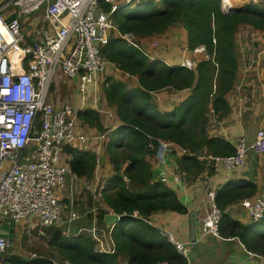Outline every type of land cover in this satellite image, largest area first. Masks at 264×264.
Returning <instances> with one entry per match:
<instances>
[{"label": "trees", "instance_id": "1", "mask_svg": "<svg viewBox=\"0 0 264 264\" xmlns=\"http://www.w3.org/2000/svg\"><path fill=\"white\" fill-rule=\"evenodd\" d=\"M130 6V5H128ZM109 8L108 5H106ZM237 10L224 12L221 0H146L135 7L122 6L113 13L116 29L139 37L161 36L169 27L181 24L187 33V46H203L207 59L193 64L169 66L151 59L139 48L114 37L111 31L102 49L105 58L138 79V86H128L119 80H108L102 86L110 103L116 106L119 125L104 139V153L112 172L102 173L104 182L97 218L105 225L108 211L122 214L119 230L106 227L108 241L114 251H100L96 242L84 231L70 233L64 225L44 228V241L59 256L60 261L74 264H152L167 260L169 264H187V259L152 226L150 219L157 211L185 212L175 192L165 183L152 178L148 157L159 151L161 141L184 149L180 162L187 173L205 171V163L190 156L211 154L225 156L234 153L233 144L209 137L208 116L225 117L230 112L227 94L233 89L239 60L236 53V33L240 25L264 31V2H247ZM160 38V37H159ZM16 56V55H15ZM109 79V77H108ZM105 79L104 83L106 82ZM163 88L188 89L189 94L172 109L161 111L152 93ZM77 117L98 131L106 129L99 112L92 109L78 112ZM71 155L70 171L78 177L92 179L97 155L94 152L65 147ZM206 160V159H201ZM187 165H191L189 168ZM104 168V166H103ZM188 168V170H187ZM212 171V168L210 169ZM232 189L216 191L219 208L253 195L256 188L250 181H236ZM247 184V187H239ZM244 188H248L244 191ZM248 193V194H247ZM221 197L224 198L222 203ZM98 205V203H96ZM137 211L141 217L130 215ZM125 213V214H124ZM223 213L221 220L225 219ZM91 219V214L89 220ZM36 231V230H35ZM76 234H73V233ZM225 236H237L247 250L264 255V216L242 225L228 220L221 230ZM220 233V231H219ZM43 255L44 254H39ZM54 258L52 255H47Z\"/></svg>", "mask_w": 264, "mask_h": 264}, {"label": "built area", "instance_id": "2", "mask_svg": "<svg viewBox=\"0 0 264 264\" xmlns=\"http://www.w3.org/2000/svg\"><path fill=\"white\" fill-rule=\"evenodd\" d=\"M141 1L146 0H0V225L14 222L15 237L16 225L24 219L30 223L22 228L21 233L30 236L33 227L37 228L38 235H44L43 227L64 225L81 217L75 209H71L66 218L61 216L56 191L63 187L65 176L70 172L69 164L63 158L64 148L75 140H79L83 148L87 147L85 142L88 137L77 134V112L72 106L66 103L55 106L50 101L51 82L57 70L74 79L80 106H85L88 85L99 88L108 76V66L114 65L102 54L111 31L117 30L113 13L122 6L135 7ZM43 3L48 27L41 31L32 45L24 43L21 19ZM230 6L231 3L221 0L224 11ZM11 16L14 18L7 22ZM117 36L146 54L139 36L118 30ZM20 41L22 46H19ZM158 43L157 39L152 41L153 46ZM13 47L19 49L17 57L11 53ZM183 65L192 68L193 62L186 60ZM99 138L103 139L104 134ZM171 144L166 141L160 143L163 155L159 159L162 163L166 162L164 154ZM233 147L231 155L198 158L214 164L222 163L230 170H241L249 150L264 155V127L256 130L250 144L239 137L233 142ZM179 179L178 174L172 177L173 181ZM103 189L104 183L98 182L89 187L98 205L89 210L90 225L79 228L77 232L84 231L99 243L98 250L113 252L106 228L99 225L97 218L100 207L104 206L101 202ZM210 196L209 211L201 220L202 230L219 236L221 217L234 205L221 209L214 200L213 191ZM238 204L245 209L250 221L264 216V193L244 198ZM117 214L119 218L122 215ZM130 215L141 217L137 211ZM152 226L174 246L178 254L187 259L188 247L182 241L168 229ZM12 242L9 237L0 236V264H11L7 254ZM27 256L39 255L33 253ZM53 264L74 263L53 259ZM152 264L169 262L157 260Z\"/></svg>", "mask_w": 264, "mask_h": 264}, {"label": "crops", "instance_id": "3", "mask_svg": "<svg viewBox=\"0 0 264 264\" xmlns=\"http://www.w3.org/2000/svg\"><path fill=\"white\" fill-rule=\"evenodd\" d=\"M249 1L251 0H230V3L235 7L241 6ZM262 1L264 2V0H259V2ZM39 9L40 7L30 11L21 19L22 25L29 19L26 31L31 33L32 37L30 39H33L31 42L24 43L32 45L34 40L40 37L41 31L48 27L43 13L41 17L36 16ZM241 34H250L252 37H240L239 35ZM113 36L118 37L117 30L114 31ZM159 37H139L141 47L151 59L161 60L169 66L183 65L185 60L196 64L201 60L207 59V54L203 46H198L194 49H190L187 46V33L181 24L169 27ZM154 39L159 41L156 46L152 45ZM236 44L239 66L234 87L226 96L230 112L225 117L220 118L215 114H209L207 133L209 137L220 138L231 144L237 138L242 137L247 144H250L255 136L256 130L264 127V31L258 32L248 25L242 24L236 33ZM107 73L106 82L99 88L88 85L87 98L85 106L83 107L80 106V96L75 87L76 81L67 78L60 70L54 73L51 86L54 84L59 92L62 90L65 94V96L61 95L63 97L62 103L72 106L77 114L86 109L98 111L99 119L103 126L106 127V129L104 128L100 132L96 128L88 126L77 117L76 132L77 134H85L88 137L85 142L87 147L83 148L79 140H75L66 147L94 152L97 155L99 163L96 162L92 179L78 177L71 171L66 174L64 180L66 187L64 188L63 185L62 188H58L56 191L60 207H63L60 199V196L63 197V192L65 196L62 200L71 203V196L73 199L76 197L80 198V196L85 194V188H89L97 182L104 183L99 179L97 174H101V171L105 172V170L112 172L111 165L106 160L104 153V139L108 136L107 131L116 128L120 121L115 112V104L107 100L102 86H107L108 80L110 79L119 80L128 86H138L139 83L136 76L119 69L115 63L114 65L108 66ZM188 94V89L175 90L171 88H163L152 93L153 100L161 111L172 109ZM50 101L55 106L59 105L58 102L55 103L53 101L52 95ZM101 134H104L103 139L99 138ZM183 151L184 149L179 148L176 144L173 146L170 145L166 150V154H164L166 158L165 163H162L159 159L163 155L160 148L156 154L148 157V161L152 165V178L162 181L172 189L185 208V212L183 213L173 210L157 211L151 217L150 222L156 226L168 229L178 240L182 241L188 247L187 264H251L245 263V260L254 253L246 249L239 237L225 236L221 230L227 227L228 220L231 223L234 222L242 225L250 222L246 217L245 209L238 203L244 198H252L264 193V155H259L249 150V153L247 152L245 155L244 167L241 170H230L222 163L214 164L208 160L197 158L198 156L207 155L205 153L195 155L187 150L188 155L195 156L197 160L199 159V161L204 162V165H206L205 171L195 175L192 172L186 174L183 169L180 162L181 152ZM63 158L66 162H69L71 159V155L65 152V149ZM190 166L187 165L188 168ZM211 168L212 171H210ZM174 174H178L180 179L173 181L172 177ZM240 180L250 181L254 184V188L256 189L253 195L243 197L228 204L234 206H231L226 212L225 219L220 221L219 236L204 233L202 231L201 220L210 208V192H214V200L217 203L216 191L219 188L220 190L232 189L236 186L234 183ZM168 181L169 183H167ZM241 186L247 187L249 185L239 184V187ZM243 190L247 191L248 188H244ZM221 201L223 203V197H221ZM190 215L192 216L190 217ZM62 216L66 218L63 212ZM75 222L76 220L70 223L65 222L68 232L71 230V224ZM200 225L201 228L199 227ZM100 226L104 228L108 227L106 225ZM96 247L100 249V244L96 243Z\"/></svg>", "mask_w": 264, "mask_h": 264}, {"label": "rangeland", "instance_id": "4", "mask_svg": "<svg viewBox=\"0 0 264 264\" xmlns=\"http://www.w3.org/2000/svg\"><path fill=\"white\" fill-rule=\"evenodd\" d=\"M43 9H44V3L40 5V9H39V11H37V14H36L37 17H41V15L43 13ZM127 9H130V6H126L124 11L122 10L121 12H125ZM28 24H29V19L26 20L21 27V31H22V34L24 36L23 37L24 42H31L33 40V39H30L32 37L31 33L26 31L27 30L26 27L28 26ZM238 34H237V38H238ZM239 36L240 37H242V36L243 37L244 36L252 37V35H250V34L249 35L241 34ZM19 46H22L21 41L19 42ZM186 51H187V49H186ZM12 54L14 56L16 55V57L18 56V54H19L18 47H16L12 51ZM51 95L53 97V101L55 103L58 102V104H61L63 101V97L61 95L65 96V94L62 92V90L59 92L54 84H52V86H51L50 97H51ZM103 172L104 171H101V174H97L99 176L100 180L102 178ZM107 172L108 171L105 170V172L103 174L106 175ZM65 187H66V184H64V188ZM84 191H85V194L80 196V198L76 197L75 199H73L71 196V203H67L66 200H65V202L62 200V198L65 196L64 192L62 195L63 197L60 196V199H61V202L63 205V207H61V209H60L61 210V216H62V212L64 213L65 216H67L71 209H75L81 215V217L79 219H77L75 223L71 224L70 233L73 232L74 230L78 229V227L82 228V227H87L88 225H90L91 219L89 220V216H90L89 210L94 205H96V200L93 198L92 192L89 190V188H85ZM28 222L30 223V221H28V219H24L22 221V223H17V225H16V237L12 242V246L8 250L9 253L16 252V253L25 254V255L26 254L30 255V254L35 253L37 255L44 254V256H47L49 254L50 255L53 254V256H54L53 259L59 260V256L56 253V251H54L52 248H50L46 244V242L44 241V237H43L44 235H38L37 234V228L35 229V227H33L31 229V231H30L31 235L30 236H27L26 234L21 233L22 228H24ZM75 227H76V229H74ZM118 227H119L118 224H116V225L112 226V229L114 228L117 231V230H119ZM44 228L45 227H43V230H44ZM261 239L264 240V237H261ZM47 257H49V256H47Z\"/></svg>", "mask_w": 264, "mask_h": 264}, {"label": "water", "instance_id": "5", "mask_svg": "<svg viewBox=\"0 0 264 264\" xmlns=\"http://www.w3.org/2000/svg\"><path fill=\"white\" fill-rule=\"evenodd\" d=\"M238 7L230 6L225 12H231L237 10ZM14 16H11L7 19V22L13 19ZM192 215H190L191 217ZM120 219L117 213H104L103 222L106 226L119 225ZM201 228V225L199 226ZM203 231V230H202ZM196 233V231H195ZM0 236L9 237L11 241L15 238V223L10 222L2 223L0 225ZM7 260L11 264H53V259L47 256L39 255L34 257H29L16 252H11L7 254ZM245 263L251 264H264V255L252 254L246 258Z\"/></svg>", "mask_w": 264, "mask_h": 264}, {"label": "bare ground", "instance_id": "6", "mask_svg": "<svg viewBox=\"0 0 264 264\" xmlns=\"http://www.w3.org/2000/svg\"><path fill=\"white\" fill-rule=\"evenodd\" d=\"M225 2H230V0H224ZM16 47H13L12 50H11V53L12 51L15 49ZM19 55V54H18Z\"/></svg>", "mask_w": 264, "mask_h": 264}, {"label": "clouds", "instance_id": "7", "mask_svg": "<svg viewBox=\"0 0 264 264\" xmlns=\"http://www.w3.org/2000/svg\"><path fill=\"white\" fill-rule=\"evenodd\" d=\"M222 1H223V0H222ZM231 6H232V5H231ZM221 8H222V7H221ZM222 11H224V10L222 9ZM225 11H226V10H225ZM225 11H224V12H225ZM23 255H24V254H23Z\"/></svg>", "mask_w": 264, "mask_h": 264}]
</instances>
